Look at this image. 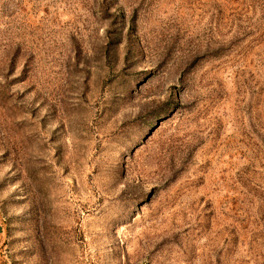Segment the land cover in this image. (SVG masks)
Returning <instances> with one entry per match:
<instances>
[{"label":"rangeland","instance_id":"1","mask_svg":"<svg viewBox=\"0 0 264 264\" xmlns=\"http://www.w3.org/2000/svg\"><path fill=\"white\" fill-rule=\"evenodd\" d=\"M0 264H264V0H0Z\"/></svg>","mask_w":264,"mask_h":264}]
</instances>
